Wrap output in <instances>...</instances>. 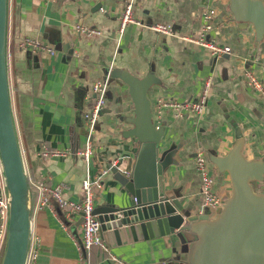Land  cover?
I'll return each instance as SVG.
<instances>
[{"label": "crops", "instance_id": "1", "mask_svg": "<svg viewBox=\"0 0 264 264\" xmlns=\"http://www.w3.org/2000/svg\"><path fill=\"white\" fill-rule=\"evenodd\" d=\"M124 2L7 1L9 91L26 176L59 186L65 198L78 201L87 172L97 176L114 161L122 173L132 169L139 143L125 132L133 126L128 119L133 117L134 107L127 87L120 85L114 73L127 71L138 78L152 74L155 80L147 98L154 124L164 131L159 153L173 149L163 174L165 189L178 196L184 211L202 213L201 179L193 159L197 150H202L213 166V190L224 198L230 194L229 177L217 171L209 160L210 152L226 154L241 133L243 155L247 159L264 156V92L252 89L244 79V70L250 69L264 83V36L257 42L252 25L233 18L229 0H136L132 13L142 25L130 23L119 35ZM205 7L216 9L208 37L229 46V53L214 56L208 48L182 38L199 34ZM156 22L172 24L173 34L147 28ZM77 23L101 33L78 34L74 31ZM23 36L50 44L55 54L20 49L18 42ZM109 66L111 80L105 107L98 117L86 160L79 152L86 141L83 113L93 104L89 86L103 79ZM205 77H210L211 86L203 113L186 112L176 117L170 109L157 105L158 99L194 101ZM42 143L68 149L69 153L39 157L37 151ZM100 181L101 187L93 188L94 207L129 205L118 175L110 171ZM258 190L264 191V182ZM51 203L55 204L53 199ZM33 219L34 231L40 236L38 264H81L75 245L82 244L78 216L69 220L60 211L57 218L43 208L34 213ZM179 245L175 235H165L109 247L123 264H180L173 249H179ZM82 254L85 263L89 257V264H121L98 247L88 255L82 250Z\"/></svg>", "mask_w": 264, "mask_h": 264}, {"label": "water", "instance_id": "2", "mask_svg": "<svg viewBox=\"0 0 264 264\" xmlns=\"http://www.w3.org/2000/svg\"><path fill=\"white\" fill-rule=\"evenodd\" d=\"M7 1L0 0V158L9 197V216L0 264H24L32 198L9 91ZM228 7L237 22L252 25L255 40L260 42L264 36L263 0H229ZM114 76L121 86L127 87L134 107V115L128 119L133 126L126 130L125 136L135 137L139 147L128 176L118 166L110 168L118 175L129 205L94 207L104 242L114 247L154 236L175 235L180 245L179 249L177 246L173 249L180 264H264V191L258 190L264 182V156L247 159L242 151L241 133L226 154L218 156L210 152L209 160L217 171L228 174L230 194L215 217H209L207 210L189 214L183 210L178 196L165 189L163 174L173 149L159 153L164 131L162 127H155L147 98L155 78L152 74L138 78L127 71H118ZM81 220L79 217L78 223Z\"/></svg>", "mask_w": 264, "mask_h": 264}, {"label": "built area", "instance_id": "3", "mask_svg": "<svg viewBox=\"0 0 264 264\" xmlns=\"http://www.w3.org/2000/svg\"><path fill=\"white\" fill-rule=\"evenodd\" d=\"M136 0H125L124 7L120 16L118 33L121 35L125 27L130 24L142 25L141 22L133 16V8ZM216 15V9L213 7H205L201 12V27L197 36L185 35L182 38L194 44L206 47L210 50L211 54L218 56L220 54L229 53L230 48L226 45L218 44L215 39L209 38L208 35L213 28V18ZM148 29L155 31L160 34H173V26L170 23L156 22L146 25ZM74 31L81 35H98L100 30L94 27H89L81 23H77L74 26ZM18 46L22 50L30 51L31 53L44 52L50 55L55 54V49L48 43L41 39L23 36L18 42ZM110 66L107 69L106 75L103 79L94 81L90 84V93L93 98V104L90 109L83 113L84 128L86 131V141L81 154L86 160L92 147V138L96 129V123L98 117L105 106V97L107 86L110 80ZM244 79L246 85L252 89L262 93L264 92L263 81L250 69L244 70ZM211 86L210 77H205L202 81L200 91L197 98L194 101H178L174 99L164 100L158 99L157 105L159 107H165L173 111L176 117H182L186 112H194L201 114L205 111L207 104V97ZM155 127H160L155 124ZM69 153L68 149L50 148L46 143H42L41 148L37 151L39 157H60L67 156ZM194 166L200 175L201 179V193L203 196L202 209L208 211L209 217H214L217 214L218 209L222 206L224 197L213 190L214 179L211 171L213 166L207 161V158L202 150H197L193 157ZM117 166L114 161L108 167L102 168L97 176L91 177L87 172V175L81 182V197L78 201H72L64 197L59 186H51L44 180L33 181L27 177L30 190L35 191V199L31 206V217H30V235L28 242V249L24 264H38L40 255V236L34 231V213L43 208L49 209V211L58 218V210L69 220H73L75 217H81L80 227L82 230L81 245L75 243L78 249V261L81 264H89L88 258L86 257L87 263L83 262L82 250L89 254V251L93 247H98L103 254L107 255L111 260L120 261L110 251V247L104 242L100 225L101 222L98 219L97 214L94 210V191L93 188H100L102 183L100 177L105 173L110 172L111 166ZM125 175L131 173V169L123 170ZM32 187V188H31ZM51 199L54 200L55 204L51 203ZM9 216V197L6 188V180L4 170L0 158V263L5 248L7 226ZM62 227L65 229V225L61 222Z\"/></svg>", "mask_w": 264, "mask_h": 264}, {"label": "trees", "instance_id": "4", "mask_svg": "<svg viewBox=\"0 0 264 264\" xmlns=\"http://www.w3.org/2000/svg\"><path fill=\"white\" fill-rule=\"evenodd\" d=\"M31 195H32V198L34 197V194H33V191H32V189H31Z\"/></svg>", "mask_w": 264, "mask_h": 264}, {"label": "rangeland", "instance_id": "5", "mask_svg": "<svg viewBox=\"0 0 264 264\" xmlns=\"http://www.w3.org/2000/svg\"><path fill=\"white\" fill-rule=\"evenodd\" d=\"M104 107H105V106H104ZM104 107H103V109H104ZM103 109H102V110H103Z\"/></svg>", "mask_w": 264, "mask_h": 264}]
</instances>
